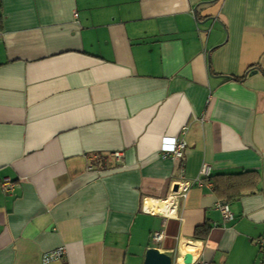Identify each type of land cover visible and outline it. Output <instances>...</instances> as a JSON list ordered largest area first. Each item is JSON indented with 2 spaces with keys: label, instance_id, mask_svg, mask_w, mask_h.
Listing matches in <instances>:
<instances>
[{
  "label": "crops",
  "instance_id": "0c3cea01",
  "mask_svg": "<svg viewBox=\"0 0 264 264\" xmlns=\"http://www.w3.org/2000/svg\"><path fill=\"white\" fill-rule=\"evenodd\" d=\"M0 32V264L264 258V0H0Z\"/></svg>",
  "mask_w": 264,
  "mask_h": 264
},
{
  "label": "built area",
  "instance_id": "2783aa9c",
  "mask_svg": "<svg viewBox=\"0 0 264 264\" xmlns=\"http://www.w3.org/2000/svg\"><path fill=\"white\" fill-rule=\"evenodd\" d=\"M75 17H78L77 13L75 14ZM2 36V33L0 32V38ZM186 148V143L183 141H178L176 138H165V142L163 144V152L165 153V156H169L170 154H173L174 156L181 158L183 156V151ZM116 158L120 157L119 153L115 154ZM93 167H90V170H92ZM211 167L210 166H204L201 171V176L204 178H208L211 176ZM189 189V185L186 184L183 188L180 189V192L178 194H182L185 196V193ZM1 190L3 193H6L8 195H14L16 190L15 183L10 179L6 178L4 179ZM219 210L221 211L224 219L226 221H233L235 219V215L232 213V211L229 208V205L225 203H219L218 205ZM164 235L163 233L157 232L153 235V239L157 242L162 241ZM257 244L261 247L264 253V237L258 239ZM67 251L65 247H61L57 250L51 251L46 253L43 256L42 263L43 264H51L54 261H57L64 257L66 255ZM196 264H209L205 261H198ZM258 264H264V258L258 263Z\"/></svg>",
  "mask_w": 264,
  "mask_h": 264
},
{
  "label": "water",
  "instance_id": "95a60500",
  "mask_svg": "<svg viewBox=\"0 0 264 264\" xmlns=\"http://www.w3.org/2000/svg\"><path fill=\"white\" fill-rule=\"evenodd\" d=\"M192 262V257L190 255L183 259V263L189 264ZM145 264H173V258L165 253H161L157 249H150L147 252V257Z\"/></svg>",
  "mask_w": 264,
  "mask_h": 264
},
{
  "label": "trees",
  "instance_id": "16d2710c",
  "mask_svg": "<svg viewBox=\"0 0 264 264\" xmlns=\"http://www.w3.org/2000/svg\"><path fill=\"white\" fill-rule=\"evenodd\" d=\"M205 181L206 180H208V181H213L214 180V176H210V177H208V178H206V179H204ZM205 232H207V230L205 231ZM199 234H200V232H199ZM197 238H201V236L200 235H197Z\"/></svg>",
  "mask_w": 264,
  "mask_h": 264
},
{
  "label": "bare ground",
  "instance_id": "6f19581e",
  "mask_svg": "<svg viewBox=\"0 0 264 264\" xmlns=\"http://www.w3.org/2000/svg\"><path fill=\"white\" fill-rule=\"evenodd\" d=\"M161 209V208H160Z\"/></svg>",
  "mask_w": 264,
  "mask_h": 264
}]
</instances>
